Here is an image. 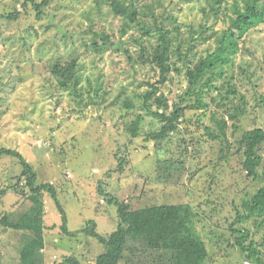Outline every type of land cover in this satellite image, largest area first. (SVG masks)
<instances>
[{
  "label": "rangeland",
  "instance_id": "obj_1",
  "mask_svg": "<svg viewBox=\"0 0 264 264\" xmlns=\"http://www.w3.org/2000/svg\"><path fill=\"white\" fill-rule=\"evenodd\" d=\"M117 1L121 2L98 0V7L96 0H50L37 17L30 2L0 0V148L18 151L35 172L36 183L54 187L71 233L61 230V215L45 192L43 264L68 255L81 264H94L104 251L92 236L80 232L89 221L101 236L117 226L115 207L99 189L133 208L188 204L208 250L206 264H255L240 253L237 236L229 228L241 201L261 187L241 172L236 148L244 131L264 130V23L241 45L232 70L235 93L224 100L223 90L220 96L215 93L216 105L208 102L207 110L185 111L179 130L156 143L145 140L160 124L148 115L143 100L151 90L145 82L155 83L158 72L148 62L138 63V56L143 47L144 58L149 59L157 39L144 37L137 28L119 38L112 12ZM150 2L156 23L149 14L145 25L151 34L155 26L170 30L172 61L180 68L160 87L171 104L186 89L183 60L188 47V60L205 56L215 46L208 38L211 30L225 24L221 17L205 16L201 10L207 6L205 0ZM15 12L16 18L7 19ZM90 24L95 32L109 33L121 44L95 57L86 55ZM75 56V81L61 89L48 65ZM125 100L133 107L125 108ZM147 105L155 108L153 99ZM240 107L245 110L242 115ZM136 114L143 119L133 139L125 127ZM259 153L264 161V144ZM21 171L16 158L0 157V219L30 205L29 192L22 195L17 189L23 184L18 182ZM257 224L250 220L233 228L249 231L246 244L252 241L264 259V225ZM18 235L0 225V264H19Z\"/></svg>",
  "mask_w": 264,
  "mask_h": 264
},
{
  "label": "trees",
  "instance_id": "obj_2",
  "mask_svg": "<svg viewBox=\"0 0 264 264\" xmlns=\"http://www.w3.org/2000/svg\"><path fill=\"white\" fill-rule=\"evenodd\" d=\"M97 4L99 7L98 0ZM105 1V0H104ZM152 0H121L112 8V12L118 21L119 38L132 28H137L144 37H156L157 45L153 49L151 57H145L144 48L138 56V63H146L153 66L158 72L155 83L145 82L150 91L144 94L143 107L148 115L160 124L158 131L146 135L145 140L156 143L165 141L171 134L179 130L184 122V114L187 110H207L209 103L216 105V95H222L226 90L224 100L235 93L232 70L235 66L237 55L242 50L241 45L251 32L264 23V0H205L206 7L201 8L206 17L212 16L225 24L221 30H211L209 39L215 46L205 56L195 62L188 60L191 47L187 49L184 57L183 76L186 89L178 100L169 104L167 98L160 93V87L170 80L172 72L179 74L180 68L172 61L171 32L163 26H155L153 34L145 25V18L150 14L154 23V6ZM30 2L37 17L48 7L50 0L34 2L25 0L23 5ZM16 13V12H15ZM97 13L100 10L97 8ZM8 15L7 19L16 18ZM89 33L92 34L89 42L85 44V54L91 53L94 57L109 51L112 46L120 42L109 33L95 32L92 24ZM204 28L203 25L200 26ZM205 29L201 34L205 33ZM194 32V31H192ZM100 41V43L97 41ZM122 47V46H121ZM123 54L131 60L125 47ZM78 57L54 59L48 65L49 72L54 77L61 89H68L75 81ZM100 61V60H99ZM98 68V67H97ZM222 81L219 86L218 83ZM153 99L155 108L147 105L148 100ZM240 100L244 103V98ZM125 108H132V103L125 100ZM244 108H239V113H244ZM142 115L136 114L125 127L127 133L134 139L142 122ZM264 144V130L253 128L244 131L237 141L236 155L239 159L240 170L246 178L261 183V187L251 196L241 201L236 208L235 220L230 228L236 234L235 246L240 253L255 264H264V259L255 248L252 241L246 244L250 237L247 230L233 228L235 224L248 221L258 222V227L264 225V161L259 150ZM8 155L16 158L22 167L18 182H23L19 192L22 195L28 193V208L17 215L5 214L0 219V225L5 230H10L18 235L17 254L19 264H43L42 252L44 249V193H48L53 199L56 208L61 215V230L71 234L67 230L65 213L57 200L56 191L49 183H36V174L31 165L26 162L22 155L13 149L0 148V157ZM122 160L118 170L122 168ZM104 200L113 205L118 219L115 230L108 236H101L95 232L96 225L93 221L80 231L92 236L104 247L94 264H206L208 250L203 239L196 232L193 223V210L188 204H162L133 208L129 203L105 196L99 189ZM53 264H81L74 255L64 256L60 261Z\"/></svg>",
  "mask_w": 264,
  "mask_h": 264
}]
</instances>
